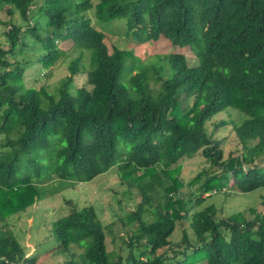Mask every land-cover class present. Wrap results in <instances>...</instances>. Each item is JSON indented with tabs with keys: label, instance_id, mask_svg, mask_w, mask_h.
<instances>
[{
	"label": "trees",
	"instance_id": "obj_1",
	"mask_svg": "<svg viewBox=\"0 0 264 264\" xmlns=\"http://www.w3.org/2000/svg\"><path fill=\"white\" fill-rule=\"evenodd\" d=\"M0 8L10 17L3 21L8 47L0 45V264H34L36 255H25L8 218L44 197V184L87 182L112 167L141 195L122 219L137 223L125 241L126 257L107 250L94 205L72 204L52 222V233L59 251L69 252L71 244L84 250L60 264H264V211L250 207V219L242 211L218 217L214 203L202 206L205 194L226 193L230 177L240 193L264 189V160L256 162L264 159V0H0ZM91 9L101 21L126 17L125 34L139 42L163 38L188 46L197 62L171 53L169 77L154 64L135 72L131 65L123 83L120 74L133 53L116 45L109 51L84 14ZM28 37L43 50L36 61L46 69L62 55L60 41L80 53L92 49L89 88L71 89L80 55L55 94L24 87L28 62L8 56ZM189 99L187 108L182 104ZM228 107L247 117L213 122L214 129L231 124L241 144L239 153L224 158L207 122ZM198 151L213 171L196 175L189 186H197L179 196L185 183L177 163ZM186 219L195 242L182 229L172 243Z\"/></svg>",
	"mask_w": 264,
	"mask_h": 264
},
{
	"label": "rangeland",
	"instance_id": "obj_2",
	"mask_svg": "<svg viewBox=\"0 0 264 264\" xmlns=\"http://www.w3.org/2000/svg\"><path fill=\"white\" fill-rule=\"evenodd\" d=\"M36 2H39V0H36ZM92 2L96 4L98 0H92ZM84 14L91 18L93 26L104 34V42L109 51H111L113 45L132 51V57L125 60L120 74V80L123 83L127 82L130 74L129 67L131 65L134 67L133 72H135L140 70L141 67L154 64L163 68L162 76L164 78L169 77L171 69L167 57L171 53H184L189 64H195L197 62L194 55L189 51L190 48L188 46L173 45L163 38L157 41L139 42L132 36L126 35L127 18L124 16L108 21H101L94 16L93 9L88 10ZM30 16L31 18L36 16L33 10ZM9 18L4 9L0 8V45L5 49L8 45L4 36L5 27L3 26V21ZM13 20L20 22L18 14L14 15ZM45 31L47 32L48 29L41 30L40 33L45 35ZM25 41L27 43L23 49L17 47L14 54L8 56L10 61L28 62L23 73L24 87H35L37 89L43 87L48 93L55 94L60 86V81L70 73L68 65L79 55L81 58L78 64V72L73 76L71 89L73 90L82 85H86V73L92 68L91 60L94 53L92 49H82L80 53V49L75 48L71 41H60L58 42V47L61 49L62 55L54 65L46 69L36 61V57L43 52L39 48V43L32 37L26 38ZM151 85L155 88L158 86L153 80L151 81ZM86 86L89 88L88 85ZM191 104L192 99H189L188 102H184L182 105H186L188 108ZM246 117L245 114L238 110L228 107L215 114L207 122V132L214 139L221 141L220 146L223 149L224 158L239 153L241 144L231 124L214 129L213 122L219 119H233L237 122L239 120L240 123ZM3 137H5V133H0V142ZM263 160V158L257 159L256 162L261 164ZM177 165L178 172L176 175L185 183V186L178 194L179 196L184 192H189L190 189H193L192 187L197 186V184L189 186V182L196 175L200 174L201 177H204L213 171V168H210L201 151H198L191 157L181 158ZM233 183L234 178L230 177L223 190L226 193H213L210 196L205 194L206 201L202 206L214 203L217 208L218 217H224L231 213L242 211L245 217L250 219L253 216L249 212L250 207L255 208L258 212L264 211L262 203L264 197L263 188L240 193L232 188ZM44 186V197L35 201L25 212L14 214L8 218V229L19 240L24 248L25 255H36L34 264H60L70 257V253H80L82 249L84 250V247L82 248L77 244H71L69 252L59 251L56 248V242L52 233V222L66 215L72 204L79 208L88 204L94 205L100 220L105 225L107 250L114 253L115 256L121 255L123 258L126 257L129 248L125 241L128 240L131 231L136 228L137 223L134 222L129 226L124 224L122 219L129 212L137 208L141 201V195L136 187H128L125 183L121 182L117 167H112L107 172L99 174L87 182L70 184V182L67 183L54 179L44 184ZM159 194H162V190H159ZM153 195L151 194L152 197ZM67 201L71 202L69 203ZM182 229L188 233L190 241L194 243L195 239L188 219L177 224L169 240L174 244L179 242ZM85 242L87 241L85 240L83 244ZM172 248L177 249L175 245ZM167 251L170 253V250L167 249ZM195 264H203V261Z\"/></svg>",
	"mask_w": 264,
	"mask_h": 264
}]
</instances>
